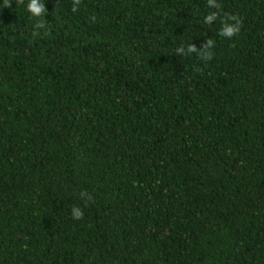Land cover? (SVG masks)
Instances as JSON below:
<instances>
[{
	"label": "trees",
	"instance_id": "trees-1",
	"mask_svg": "<svg viewBox=\"0 0 264 264\" xmlns=\"http://www.w3.org/2000/svg\"><path fill=\"white\" fill-rule=\"evenodd\" d=\"M32 2L0 0V264H264V0Z\"/></svg>",
	"mask_w": 264,
	"mask_h": 264
},
{
	"label": "clouds",
	"instance_id": "clouds-1",
	"mask_svg": "<svg viewBox=\"0 0 264 264\" xmlns=\"http://www.w3.org/2000/svg\"><path fill=\"white\" fill-rule=\"evenodd\" d=\"M5 5L9 6V0H5ZM29 9L32 11L33 14H37L39 12V9L35 6V0H33V2L29 5ZM238 31L239 26L235 25L225 28L221 34L227 37H232ZM73 216L74 218L79 219L83 216V212L78 208H73Z\"/></svg>",
	"mask_w": 264,
	"mask_h": 264
}]
</instances>
